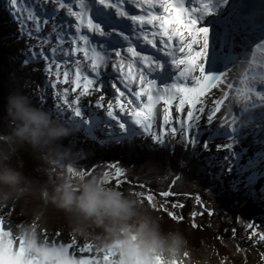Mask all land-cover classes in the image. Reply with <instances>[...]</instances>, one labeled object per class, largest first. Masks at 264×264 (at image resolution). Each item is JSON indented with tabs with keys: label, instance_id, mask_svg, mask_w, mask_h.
<instances>
[{
	"label": "snow or ice",
	"instance_id": "1",
	"mask_svg": "<svg viewBox=\"0 0 264 264\" xmlns=\"http://www.w3.org/2000/svg\"><path fill=\"white\" fill-rule=\"evenodd\" d=\"M8 2L19 19L23 11L19 7L21 0ZM37 3L41 5V11L30 9L19 26L22 33L25 27L28 28L25 35L30 40L39 41L32 46L36 51L30 52L29 59L46 63L50 77L48 86L56 89L57 103L45 107L43 93L33 99L38 107L47 111L52 112L54 107L53 115L57 118L70 113L68 119L77 123L86 140L95 141L96 130L108 125L120 130L119 134L109 133L113 142L134 141L137 136H146L152 142L153 150L156 146L167 150L173 142L195 148L201 120L206 118L211 125L219 113L223 117V126L233 128L235 125L231 115L235 88L232 72H213L207 58L209 28L200 18L201 14L210 16L213 13L207 0H199V7L188 6L189 0H92V3L89 0H37ZM49 6L51 12L47 13ZM62 15L69 18L66 23H60ZM257 49H264V42L257 45ZM29 59L23 64L27 65ZM60 83L72 87L60 90ZM109 88L111 98L106 101L104 93ZM213 89H220L219 96ZM70 92L74 94L72 97ZM94 95L95 107L91 102L85 107L84 98ZM255 97L264 102V94L259 91ZM161 104L162 123L159 121L161 113L157 110ZM99 109L104 110L107 120L97 111ZM224 112H229L230 121ZM154 128L157 130L153 131ZM4 129V119L0 118V134ZM203 147L207 150L209 145ZM217 147L231 150L232 145L229 142ZM110 169L105 171L109 184L121 188L128 182L122 167L113 164ZM84 171H90L88 165ZM182 179L181 175H174L171 190L157 191L149 187L145 191L148 186L141 183L136 192L143 202L155 205L154 211L180 223L186 219L183 215L186 204L170 198L180 194L174 189ZM240 195L249 203L253 198L264 199L262 193L255 197L251 192ZM194 202L196 210L188 216L190 227L197 230L215 227L212 221L202 225L197 220L205 215L213 217L214 209L209 208L201 195H196ZM13 214L14 211L7 209L0 211L2 233L12 235V227L7 221ZM240 221H244L243 226ZM235 223L236 227L224 231L231 232V240L247 242L248 250L240 243L236 245V251L244 254L245 264H248L249 250L255 252L257 264H264V223L257 225L244 216H239ZM44 235L47 236L46 230ZM54 235L56 241L67 245L82 264L98 259L89 244L73 236L64 240L63 232ZM218 239L223 240L224 236ZM89 253L93 255H87ZM16 254L24 255L22 240Z\"/></svg>",
	"mask_w": 264,
	"mask_h": 264
},
{
	"label": "trees",
	"instance_id": "2",
	"mask_svg": "<svg viewBox=\"0 0 264 264\" xmlns=\"http://www.w3.org/2000/svg\"><path fill=\"white\" fill-rule=\"evenodd\" d=\"M19 24V20L10 16L4 8H0V118L4 117L5 98L10 92H22L29 96L36 105L37 102L33 98L39 97L42 93L45 94L43 101L45 106L48 101L44 68L36 60L29 59L33 47L31 42L26 41L23 37ZM25 59H29L27 65L23 64ZM54 118L57 119L55 116ZM4 125V132L0 134V145H3L6 150L11 147L15 148L12 162L22 167L26 175L38 182L37 189L41 186L50 188L51 184L60 178L55 173L56 160L44 158L47 149L34 150L27 144L7 145L3 138L9 134L11 125L6 119H4ZM69 140L70 137L62 143L72 151L83 152V158L77 160L75 164L83 169L85 165H88L90 171L87 173L103 175L106 170H110V166L113 164L122 167L127 173L125 178L128 182L124 183L120 189L142 201L154 215L162 217L165 228L183 232L188 239L190 250L200 248L203 242H210L217 252L226 254L230 260L245 261L244 254L236 251L237 243L242 241L229 239L231 232L225 233L224 230L236 227L235 221L239 216L247 217L254 222L263 219V199L253 198L249 203V200L244 199L240 193L251 192L255 197L257 193L264 194V189L261 191L256 187L242 186L241 184L230 185L228 188L223 187L218 175L215 172L209 173L213 169L214 161L200 154L203 149L200 144L193 148L174 142L167 150L162 146H156V150H153L152 142L146 136H137L134 141L128 142H97L87 139L81 148H75L70 145ZM70 154L62 159L67 165L71 164ZM63 170L65 172L66 168L63 167ZM174 175L183 177L174 189L180 194L170 198L186 204L183 209L186 219L180 223L173 222L162 212L154 211L155 206L143 202L139 197L141 196L139 192H136L141 183L148 186L145 191L149 190V187L157 191L166 188L171 190ZM209 192L211 196H209ZM196 195H201L208 203L209 208L215 211L213 217L207 215L203 218L197 217L198 222L207 225L209 221H212L215 227L199 230L190 227L188 216L191 211L196 210L194 202ZM5 209L14 211L11 219L7 221L8 225L12 227V234L25 225L30 224L32 227H36L37 223H39L40 229L69 227L65 214L57 210L51 203L45 205L38 196H26L18 201L0 203V211ZM41 212L43 218L37 221L36 215ZM240 224L243 226L244 221H240ZM221 235L224 236L223 240L218 239ZM79 239L92 240L90 237L81 236Z\"/></svg>",
	"mask_w": 264,
	"mask_h": 264
},
{
	"label": "clouds",
	"instance_id": "3",
	"mask_svg": "<svg viewBox=\"0 0 264 264\" xmlns=\"http://www.w3.org/2000/svg\"><path fill=\"white\" fill-rule=\"evenodd\" d=\"M3 118L11 125L3 138L7 145L47 149L44 158L55 159L58 166L72 151L62 141L73 130L22 92H10L5 98ZM14 155V147L6 150L0 145V203L38 196L45 205L51 203L65 214L71 233L90 237L97 247L117 255L118 264H202L193 258L183 232L165 228L162 217L154 215L138 198L109 186L99 173L73 168L50 188L37 189L38 182L12 162ZM42 218L43 213H37L36 220ZM21 240L22 257L13 247ZM185 252L189 253L187 259ZM0 257V264H79L67 245L43 237L39 223L36 227L25 225L12 235L0 233Z\"/></svg>",
	"mask_w": 264,
	"mask_h": 264
},
{
	"label": "rangeland",
	"instance_id": "4",
	"mask_svg": "<svg viewBox=\"0 0 264 264\" xmlns=\"http://www.w3.org/2000/svg\"><path fill=\"white\" fill-rule=\"evenodd\" d=\"M19 7L23 10L21 13L20 18L18 19L14 14L13 10L10 7V4L8 0H0V8H4L10 16H12L16 20H23L24 16L27 15V12L30 9L35 8L37 12L41 11V5L37 3V0H21ZM51 12V6L48 7L47 13ZM46 13V15H47ZM69 18L66 16H61L60 23H66ZM28 31V28H24L23 37L26 41H30L32 46L39 43L38 40L32 39L30 40L25 33ZM47 32V29L45 30V34ZM44 35V34H42ZM53 46H55V41H53ZM32 51H36V48L33 47ZM82 55V54H81ZM36 62L40 63L45 72V78L47 81L46 86V94L52 93L51 95H48V101L46 103V106H54L57 103V97L54 95L56 89H53L49 87V73L46 69V63L43 60H36ZM256 70V69H264V57L262 63H251V67L249 70ZM248 70V71H249ZM253 72V71H252ZM252 75L248 72L244 73L237 82V86L234 89L233 97H232V108H231V115L235 118V125L233 128H227L222 125L223 123V117L218 113L217 119L214 120V122L209 125L206 118L201 120L200 122V129H199V136H198V144L202 146V152L200 153L205 158H210L212 161H214L213 169L209 172L210 174L215 172L218 175V179L221 182V185L223 187H229L230 185L237 186L241 184L242 186H252L256 187L258 190L264 189V160L263 158H260L259 156H263L264 153V144H262L261 140L258 138V135L261 133L262 136H264L263 128L261 125L256 124V120H259V115L261 114V110L264 109V107L259 109H251V106H249V103H252L253 106H258V104H261V101H255L256 97L253 95V90L251 89V84H247L248 81H250ZM51 79H54V77H51ZM65 87L71 88L72 85H65L63 83H60L58 85V88L62 90ZM111 89L109 88L104 94H105V100L111 98ZM74 94L69 93V96L72 97ZM217 96H219V93H217ZM96 99V96H90L84 98L85 107H88L89 103L91 102V106L94 108V101ZM252 101V102H251ZM256 103V104H255ZM162 109L163 105H158L157 110L159 113H161V116L159 117L160 123H162ZM99 111L107 120L106 114L104 113L103 109L97 110ZM118 111V109H117ZM55 112V108L52 107V114ZM123 115V114H121ZM231 115L229 112H224V116L228 117V120H231ZM55 116V115H54ZM70 116V113H65L63 117L57 118L58 121L66 124L68 127H70L73 131L70 137V145H72L75 148H81L83 146L84 141L86 140L84 137V134L81 132V129L77 126V123L73 120H69L68 117ZM125 119H128V117H125ZM261 124V123H260ZM234 129V130H233ZM236 129L239 131V134L235 136L232 133L236 132ZM157 129L154 128L153 131H156ZM163 131V129H160ZM115 131L117 134H119L118 127L116 129H113L111 126L105 125L101 128L97 129L95 132V137L97 142H111L112 140L109 138V133H112ZM253 131V132H252ZM254 132L256 133V137L254 138L251 136ZM231 142V150L228 149H222L218 148L219 145H224L226 143ZM174 143V142H173ZM208 144L209 147L207 150L204 149L203 145ZM83 152H77L72 151L70 154V162L71 167L66 168L67 172H72V169L74 168L77 171L85 172L84 169L80 166H77L75 163L80 158H83ZM261 156V157H262ZM67 164L61 160V163H59V166L57 165L55 169V173L61 177L65 174L63 167H65ZM108 171H111L108 170ZM107 181L109 179V176L107 173L102 175ZM127 180V178H125ZM109 186H112L109 184ZM141 197V196H139ZM142 198V197H141ZM159 199V198H158ZM153 206H155L153 204ZM263 206H264V199H263ZM257 225L260 223H264V216L263 219L258 220L255 222ZM43 230V237L47 238L49 241H56L57 236L54 235V233H60L63 232L64 234V240H67L70 236L75 237L76 239L80 240L81 242H85L86 244H89L92 248V250L97 254L98 259L88 260L87 264H118L119 258L117 255L113 254L109 250H102L99 247H97L93 240L85 241V239H79V235H75L71 233L69 227L62 228V227H56L54 229H48V228H41ZM44 230L47 231V236L44 235ZM2 233V231H0ZM58 242V241H56ZM242 246L248 250V244L247 242H241ZM18 249L20 247V241L16 242V246ZM193 254V258H198L202 261V264H245L244 262H236L232 261L229 258L226 257V254H222L220 252H217L216 249L213 248L212 244L210 242H203V244L200 245V248L191 250ZM250 255L248 258V264H257L256 255L255 252H251L249 250ZM103 253V256H100V254ZM87 255H93L92 253H89ZM185 258L187 259L189 257V253L185 252ZM2 258V257H0ZM87 258V256H85ZM115 258V259H114ZM79 264H82V261L79 258ZM174 264H178V262H174Z\"/></svg>",
	"mask_w": 264,
	"mask_h": 264
},
{
	"label": "bare ground",
	"instance_id": "5",
	"mask_svg": "<svg viewBox=\"0 0 264 264\" xmlns=\"http://www.w3.org/2000/svg\"><path fill=\"white\" fill-rule=\"evenodd\" d=\"M207 2L210 3L213 13L210 16L201 14L200 18L209 28L207 49L209 62L218 60L224 63L223 72L225 70L232 72L235 88L239 78L246 72L250 73L252 77L247 84H251L249 86L253 92L259 91L264 94V69L249 70L251 63L263 62L264 49H257V45L264 42V0H207ZM89 3H92V0H89ZM199 6V0H192L190 7ZM129 10L135 11L131 8ZM213 91L220 93V89ZM248 105L251 106L248 110L252 111L264 107V102L261 101L258 106H253L252 103ZM256 124L261 125L264 133V109L261 110ZM251 136L257 138L255 132ZM258 138L264 144V136L261 133ZM261 156L259 157L264 160V153Z\"/></svg>",
	"mask_w": 264,
	"mask_h": 264
},
{
	"label": "water",
	"instance_id": "6",
	"mask_svg": "<svg viewBox=\"0 0 264 264\" xmlns=\"http://www.w3.org/2000/svg\"><path fill=\"white\" fill-rule=\"evenodd\" d=\"M210 64H211V67L213 69V72H215V71L223 72V70H224V63H222L221 61L211 60L210 61Z\"/></svg>",
	"mask_w": 264,
	"mask_h": 264
}]
</instances>
